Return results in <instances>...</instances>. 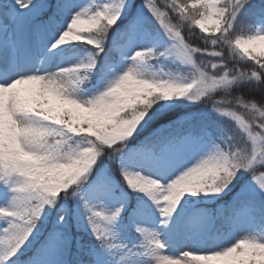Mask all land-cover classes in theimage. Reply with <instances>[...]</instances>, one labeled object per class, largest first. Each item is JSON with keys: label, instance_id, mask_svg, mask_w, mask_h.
Returning <instances> with one entry per match:
<instances>
[{"label": "snow or ice", "instance_id": "obj_1", "mask_svg": "<svg viewBox=\"0 0 264 264\" xmlns=\"http://www.w3.org/2000/svg\"><path fill=\"white\" fill-rule=\"evenodd\" d=\"M261 23L258 0H0V264H264Z\"/></svg>", "mask_w": 264, "mask_h": 264}, {"label": "rangeland", "instance_id": "obj_2", "mask_svg": "<svg viewBox=\"0 0 264 264\" xmlns=\"http://www.w3.org/2000/svg\"><path fill=\"white\" fill-rule=\"evenodd\" d=\"M82 2H83L84 4H86V5H95L96 3H102V2H104V0H82ZM157 2L160 3L161 0H157ZM169 16H170V18L172 19V23H175V22H176L175 14H174V13H170ZM193 26H194V25H193ZM194 27L198 29V27H196V26H194ZM260 27H261L262 29H264V23H261V24H260ZM198 30H199V29H198ZM199 31H200V30H199ZM64 47H65L66 49H67V48H70V49H72V51H71V52H65V53H64V56L67 57V58L59 59V61H58V65H59V66H67L68 64L73 63L75 60L79 59V57L82 56V55L84 54V52L86 51V49H85L84 47L80 46V45H71V44H70V45H65ZM196 59H197V61L199 62L202 58L200 57L199 54H197ZM203 59H204L205 62H207L209 59H211V57H203ZM159 62H169L170 65L172 66V69H170V70H173V71L176 70V69H175V65L172 63V61H171L170 58H159ZM49 63H53V62L50 61ZM149 63L153 65V70H155L157 67H162L160 64H157V61H156V60L149 61ZM162 68H163V67H162ZM48 70H49V71H55V70H56V67H55V66H53V67H49ZM164 70H165V71H168L169 69L164 68ZM182 74H183V75H190V73L187 72V71H183ZM88 83L91 84L92 81L89 80ZM83 86H84V85H82V87H83ZM220 97H221V96H220ZM220 97H214V95H212V96L210 97V100L219 99ZM184 102H185L186 105H190V104H191V102L187 101L186 98L184 99ZM203 107H206V106H203ZM209 107H211V103H209ZM191 110L195 111V110H197V109L193 108V109H191ZM237 111H240V109L237 108ZM249 144H250V142H249ZM186 195H188V194H186ZM230 198H231V194H230L228 197H225V199H230ZM193 199H194V200H199L200 197H199V196H194ZM0 202H2V201H0ZM206 203H210V202L206 200ZM145 226H146V225H145ZM257 231L259 232L260 229L257 228ZM236 235H240V236L237 237V238H242L243 236L248 235V233H246V232H243V233H242V232H237ZM228 242H231L230 239H229L227 236H223L222 239H217V240H215V241H211L210 243H211L213 246L222 247L225 243H228ZM233 242H234V240H233ZM185 250H188V249H185ZM160 255H161V257H163V256H170V255H172V253L168 252V251L165 249V250H162V251H161ZM177 255H178V253H177Z\"/></svg>", "mask_w": 264, "mask_h": 264}, {"label": "trees", "instance_id": "obj_3", "mask_svg": "<svg viewBox=\"0 0 264 264\" xmlns=\"http://www.w3.org/2000/svg\"><path fill=\"white\" fill-rule=\"evenodd\" d=\"M162 2V0H161ZM260 3H264V0H258ZM182 35L184 36L185 40L192 44L193 47H202L203 46V41L200 39V31L195 28L193 25L190 23H187L184 25V27L181 29ZM209 50H212V46L209 44ZM215 50L220 51L219 48H216ZM225 51V56H226V62L229 64L231 67L233 64H236L238 67L244 66L243 62L239 61L238 58H233L231 53L228 52L226 49ZM102 58H103V53L101 54V63H102ZM153 61V60H152ZM254 63V62H251ZM159 64L166 69H172V66L170 65L169 62H159ZM239 94V93H236ZM214 97H220L223 95L221 91H217L216 93L213 94Z\"/></svg>", "mask_w": 264, "mask_h": 264}]
</instances>
